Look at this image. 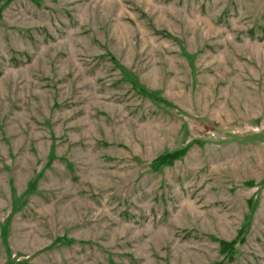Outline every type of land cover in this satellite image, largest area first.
Listing matches in <instances>:
<instances>
[{"label": "rangeland", "instance_id": "1", "mask_svg": "<svg viewBox=\"0 0 264 264\" xmlns=\"http://www.w3.org/2000/svg\"><path fill=\"white\" fill-rule=\"evenodd\" d=\"M0 264H264V0H0Z\"/></svg>", "mask_w": 264, "mask_h": 264}, {"label": "trees", "instance_id": "2", "mask_svg": "<svg viewBox=\"0 0 264 264\" xmlns=\"http://www.w3.org/2000/svg\"><path fill=\"white\" fill-rule=\"evenodd\" d=\"M184 153L183 150L181 151H177V152H173V153H170V154H167V155H163L161 157H159L160 159L159 160H156L154 162L155 166H164V165H171L173 164V162L177 159H179L182 154ZM220 245L222 247V250L225 252L228 248H232L233 245L227 243V242H220Z\"/></svg>", "mask_w": 264, "mask_h": 264}]
</instances>
